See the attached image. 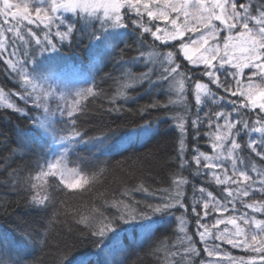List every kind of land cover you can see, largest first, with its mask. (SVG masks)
<instances>
[{
    "label": "snow or ice",
    "instance_id": "obj_1",
    "mask_svg": "<svg viewBox=\"0 0 264 264\" xmlns=\"http://www.w3.org/2000/svg\"><path fill=\"white\" fill-rule=\"evenodd\" d=\"M129 31L135 36L133 45L126 43ZM76 33L86 36L89 46H102L106 56L115 55L117 50L122 54L136 44L169 49L156 53L161 69L156 84H167L165 94H175L179 99H169L166 104L157 100L147 107L168 110L169 105L182 103L183 111L172 117L179 141L174 158L179 162V172L171 180L174 194L162 189L166 195L157 204H146L148 211L141 209L139 201H134L133 206L123 199H114L109 206L118 215L105 216L94 208L92 212L99 219L96 215L80 216L78 223L85 224L90 235L97 238L98 254L105 257L104 264H117L112 257L125 250L123 244H105L110 233L112 237L128 238L129 245H138L159 230L165 217L174 216V211L181 209L184 214L174 219L176 229L182 234L181 246L187 244L183 254L199 255L193 237L188 234L189 224L185 219L188 207L183 190L189 181L182 173L193 165L197 176L225 186L226 196L221 199L201 186L199 198L191 205L196 235L204 244L207 256L215 258L208 264H225V261L227 264H264V166L245 159L242 155L245 147L239 142L247 135L246 148L264 161V0H0V73L18 89L6 96L0 87V105L33 121L30 129L18 135L13 152L26 153L34 146L42 150L49 146L46 137L60 146L55 161L40 167L34 178L37 182L31 184L34 190L42 189L48 177H58L59 184L67 189L83 187L89 183V178L81 174L83 167L78 171L65 163L73 151L87 145H109L127 151L153 130L150 122L127 131L117 126L93 137H86L78 129L75 114L82 110L81 102L103 94L95 80L98 73L91 75V86L75 91L71 101L61 94L66 105V135L56 139L53 121L47 115L41 119L29 115L31 109L26 110L29 104L48 112L46 103L55 93L45 85V67L58 55L55 41L70 42ZM181 56L191 68L177 63ZM102 59L101 55L93 57L97 65ZM143 59L141 54L122 63L134 65ZM155 74V67L139 76L131 69L123 72L125 82L114 95L106 96L107 111L122 112L132 99L126 90L141 82L152 84ZM8 96L18 97L23 107L8 102ZM189 96L194 97V105ZM121 100L123 103L118 102ZM225 103L230 105V110L225 108ZM205 106L209 111L201 117ZM213 106L221 110H214ZM193 107L195 119H191L190 127L195 135L189 148L187 121ZM201 128L206 129L203 136L208 140L211 154L199 147ZM255 134H259L258 139L252 138ZM95 178V175L91 177ZM132 191L149 193L143 184ZM256 194L261 199L246 202ZM122 195L128 196L129 192ZM50 203L52 197L48 195L37 192L31 197L33 206L47 208ZM237 205L245 209L238 215L235 214ZM157 214L160 220L154 218ZM213 214L214 223L209 225L205 221ZM224 244L251 255L233 257L223 251ZM9 248L6 234H0V264H19L9 255ZM161 248L166 250L163 243ZM94 259L80 257L74 264H90Z\"/></svg>",
    "mask_w": 264,
    "mask_h": 264
},
{
    "label": "trees",
    "instance_id": "obj_2",
    "mask_svg": "<svg viewBox=\"0 0 264 264\" xmlns=\"http://www.w3.org/2000/svg\"><path fill=\"white\" fill-rule=\"evenodd\" d=\"M150 40L151 37H149ZM134 41L135 36L129 31L126 43L133 45ZM55 42L59 48L58 55L45 67V85L50 86L55 95L46 103L47 113L44 108L36 110L29 104L26 110L31 109L30 116L41 119L47 115L53 121L56 135L67 134V114L64 102L56 94L58 91L54 89V82L58 74L74 68L84 75V78H89L90 86L91 75L98 73L95 75V80L103 93L82 101V110L75 114L78 129L85 133L86 137L100 136L117 126L127 131L147 122L152 124L153 130L127 151L113 149L109 145L103 147L87 145L78 151H73L70 155L71 160H75L79 170L83 167L82 173L89 178V183L83 187L67 189L59 184L58 178L48 177L42 189L34 190L31 184L37 182L34 178L39 173L40 167H46L49 162L53 153L54 140L46 137L49 146L42 150L34 146L32 151L14 153L18 135L30 129L33 121L0 105V234H6L10 242L9 255L13 260H18L19 264H74L78 258L85 256L96 257L90 264H104L105 257L98 254L97 238L90 235L89 228L85 224L78 223L80 216L96 215L99 219L98 214L92 212L94 208L105 216L118 215L116 209L109 206L114 199H123L129 204L139 201L141 209L148 211L144 207L146 204H157L160 198L166 195L161 191L162 189H168L169 193L174 194L171 180L174 174L179 172V162L174 159L179 141L178 130L175 128L172 117L177 112L183 114L182 103L171 104L168 110L147 107L157 100L166 104L169 99H179L175 94L171 96L165 94L167 84H156L161 71L156 53L166 52L169 49H153L147 43L143 47L136 44L122 54L117 50L115 55L106 56L102 46H89L88 38L80 33L74 34L70 42L61 43L59 40ZM123 47L124 45L121 44V48ZM141 54L144 59L137 64L122 63ZM95 55L104 56L98 65L93 60ZM181 62L189 68L192 67L183 61L182 56L177 63ZM153 67L156 68V74L151 78L152 84L141 82L126 90L132 99L127 101L122 112L107 111L109 102L106 96L114 95L125 82L122 79L123 72L131 69L134 75L139 76ZM108 76H111V79ZM0 87L4 88L6 96L9 91L18 90L17 86L2 73H0ZM188 99L194 105V98L189 96ZM8 102L23 107V102L19 101L18 97L8 96ZM118 102L123 103V100ZM213 108L215 109L216 106ZM228 109L230 110V107ZM62 111L63 115H61ZM207 111L209 108L205 106L204 111L200 113L201 117ZM195 112L196 109L193 107L187 121L190 133L189 148L192 146L191 140L195 135L190 127L191 119H195ZM205 130L201 128V138L198 143L201 151L211 154L208 140L203 136ZM252 138L258 139L259 134H255ZM248 140L249 137L245 135L239 141L245 147L242 155L245 159L255 160L258 166H264V161L246 148ZM182 174L189 181L183 189L185 204L188 207V214L185 216L189 224L188 234L193 237V243L199 255L185 256L183 254V247L187 244L181 246L182 234L176 229L177 222L174 219V216L184 214V210L181 209L174 211V216L165 217L159 230L151 238L143 239L138 245H129L128 238L112 237L110 233V238L105 240V244H123L125 248L124 251L117 252L112 257L117 264L120 262L122 264H208L210 260L214 261L215 258L208 257L204 252V244L196 235V218L191 213V205L194 199L199 198L201 186L212 191L218 199L226 196L223 191L225 186H218L214 182L209 183L203 176H197L194 165L192 169ZM94 175L96 178L92 180L91 177ZM141 184L147 187L151 194L132 191ZM126 191L129 195L123 196L122 194ZM37 192L41 196L52 197V203L47 208L31 204V197ZM259 199H261L260 194H256L246 202L251 203ZM237 208L238 212L235 213L237 215L245 211L240 205H237ZM154 218L160 220V214ZM258 218L261 217L258 216ZM214 220L215 214L205 222L211 225ZM223 227V225L220 226L221 229ZM162 243L166 246V250L161 248ZM222 247L224 252L230 253L233 257L251 255L240 249H233L227 244ZM173 252L179 254L173 256L171 255Z\"/></svg>",
    "mask_w": 264,
    "mask_h": 264
},
{
    "label": "rangeland",
    "instance_id": "obj_3",
    "mask_svg": "<svg viewBox=\"0 0 264 264\" xmlns=\"http://www.w3.org/2000/svg\"><path fill=\"white\" fill-rule=\"evenodd\" d=\"M89 82L90 80L88 77L84 78V75H81V73H78V71L73 68V70L63 71L61 74H58L56 76L54 82L55 84L54 89L55 91H58L56 94L59 97H61V94H63L69 101H71L74 98L73 94L75 93V91L80 88H86L90 86L88 85ZM224 95L227 97V94ZM62 101L64 102V107L66 108L65 101L64 100ZM229 107L230 105H227L225 103V108L228 109ZM214 110H221V109L216 107ZM64 135L66 134L64 133ZM60 136H62L61 133H58L57 135L55 134L56 139H59ZM52 145H53V153L49 162H54L60 153V146L55 142V140L52 143ZM65 163L68 165V167L76 168L79 171L77 163L75 162V160H71L70 156L65 160ZM81 174L84 175L83 173Z\"/></svg>",
    "mask_w": 264,
    "mask_h": 264
}]
</instances>
